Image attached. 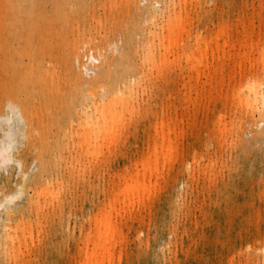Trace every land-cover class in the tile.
Listing matches in <instances>:
<instances>
[{
    "label": "rangeland",
    "instance_id": "374dc122",
    "mask_svg": "<svg viewBox=\"0 0 264 264\" xmlns=\"http://www.w3.org/2000/svg\"><path fill=\"white\" fill-rule=\"evenodd\" d=\"M120 5H90L81 18L92 38L113 36L127 50L83 58L90 77L32 72L27 57L21 73L0 42V114L29 119L12 160L0 158V203L18 194L0 211V264H264V111L239 95L264 79V0L192 1L174 54L146 48L147 25L126 37L132 9ZM8 12L0 0V32ZM198 33L222 36L201 75ZM88 83L124 101L106 135L96 123L84 138Z\"/></svg>",
    "mask_w": 264,
    "mask_h": 264
},
{
    "label": "bare ground",
    "instance_id": "6f19581e",
    "mask_svg": "<svg viewBox=\"0 0 264 264\" xmlns=\"http://www.w3.org/2000/svg\"><path fill=\"white\" fill-rule=\"evenodd\" d=\"M192 1L194 0H168L167 3L162 4L160 0H108V4L106 1L102 4L99 0H9V12L5 26L0 32L3 33L0 42L2 40L5 50L8 51V58L11 59L17 56L21 60V63L18 64L21 73L27 71L22 63V59L27 57L32 72L49 74L50 77L55 75L57 78L63 77V73L68 74L71 79L72 77L76 78L78 73L81 76L90 77L96 70L92 71L93 68L87 67L83 58L97 61L106 59L105 55L114 51L118 50L120 53L127 51L126 47L121 45L119 41H114L113 36L111 38L107 37V39H102L105 38V36H102L97 41V38H92L89 33H86L85 29L80 28L81 18L85 20V15L90 11L88 9L90 5L91 7L96 5L97 8V5L107 6L121 3V5L124 4L128 8L130 7L132 13L128 15V21L123 26L125 36L130 37L133 34L132 32L140 25H147V33L150 34V37H148L146 48L155 50L156 45H158L160 51L165 48V50L169 49L170 54H174L175 44L183 45V35L180 37L179 31L185 27L186 17H184V12H187L188 5ZM145 2H147L144 7L146 16L142 19L143 11L140 9V5ZM163 5L164 11L161 13L159 10ZM138 17L139 21H135V18ZM75 22L78 23L77 29L74 28ZM72 37H74V43H72ZM219 37L222 36L218 35L213 39L212 36L203 38L201 33L197 34L196 48L193 47L191 57L194 58L195 55L198 57L197 69L200 75L202 74L200 68L207 60L210 48L213 49L215 44L213 42L215 39L218 40ZM203 42H206V44L204 43L205 47L202 46ZM17 43L18 46L15 47ZM61 46L66 50L67 57L63 60L61 58L56 60L54 56L61 54L57 52ZM95 50H98L99 53H96ZM92 53L93 55H91ZM96 56H99V58ZM27 83L21 81L17 84V88H20V90L27 89L29 85ZM105 91L103 87L96 90L90 84L88 85L86 97H89L91 104L85 107L86 111L78 123V128L82 131L84 138L89 137L88 134L97 130L96 123L101 127L100 134L105 133L106 135L109 131L108 122L112 121L111 114H114L112 107L122 104L124 101L123 92H121L123 93L122 96L111 99L106 97L107 93ZM239 95L243 104L248 105L251 109L259 110L261 108L262 112L264 111V79L257 80L252 77L247 81ZM102 99H104L103 103H101ZM25 112L26 110L23 114L18 109L16 112L10 111L0 114V126L8 129L0 147V158L3 163L12 160V152L17 147L18 137L22 135L23 128L29 123ZM91 112L97 115V121L89 118ZM139 178L136 180H139ZM135 185L131 191L125 193L126 196L134 195ZM140 190L141 188H137L138 192ZM17 195L14 193L7 196L0 203V211L3 209V211L9 212V206ZM11 230V227L5 226L4 232L7 237H9ZM106 244L107 239L103 240V245ZM262 253L264 254V249Z\"/></svg>",
    "mask_w": 264,
    "mask_h": 264
}]
</instances>
